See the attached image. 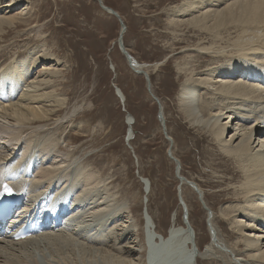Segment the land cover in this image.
I'll return each instance as SVG.
<instances>
[{"label": "rangeland", "instance_id": "1", "mask_svg": "<svg viewBox=\"0 0 264 264\" xmlns=\"http://www.w3.org/2000/svg\"><path fill=\"white\" fill-rule=\"evenodd\" d=\"M9 1L1 0L0 15H15L18 16V20L12 26H5L3 32L0 33V70L12 62L27 59L35 60L36 64L32 67L29 78L25 79L21 85L22 90L29 91L28 94L40 97L33 102V106L40 110L41 106L46 105L47 102L44 99L48 96H52L51 100L64 98L65 102L58 111L55 110L56 112L50 113V118L47 120L23 126L21 131L24 132L19 135L25 139L28 138L29 148L37 146L39 143L38 146H40L45 140L46 142L49 141V144H53L55 146L53 153L57 151L60 152L59 155L62 154L61 158L56 159L66 160L63 164L57 162L59 163L58 173L70 170L76 174L78 169H86L98 177L97 181L91 182L86 187V189L99 192L94 197L95 202L90 203L91 205H80L84 213L85 211L88 212L84 215V222L91 223L94 217L91 216L92 218H90L88 214L90 215L97 208L102 210L107 208V212L112 213L117 203H125L131 210L127 216L128 222L123 223V216L120 214L116 218V225L114 220H110L111 223L107 222L105 226L99 229L105 228L103 230L107 236L111 234L109 241L112 243L117 242L113 241L116 237L128 232L129 236L122 237V241L126 239V243L129 245L126 243L124 245L128 246V249L132 248L129 249L131 262L133 264H147L145 258L147 253L145 218L149 217L150 222H153L151 226L158 232L159 237L161 234L165 236L172 220H175L178 225H183L182 210L184 205L182 203L191 201L189 205L187 203L189 207L192 206V210L190 208L189 211L187 210L188 218L190 217L189 224L193 229H196L199 249H205L206 245L211 242V238L208 239L211 232L209 222V226L207 225L209 209L204 204L202 205L200 199L188 191L186 187H183L185 196H180L181 185L178 181L180 179L178 172L180 171L182 175L198 180L199 190L204 194L205 202L211 205L214 212L212 221L218 226L221 225V227L219 226L220 233L225 245L228 248H234L239 257H246L242 248H235L237 242L239 243L242 238L234 230L231 219L227 222L226 218L222 219L219 215L225 205L231 202L222 201L225 196L221 194V190H223L221 188L225 184L221 183L220 180L218 181L217 177L214 178L212 170L207 173L209 169L204 166L205 160L220 161L221 155L214 151L209 156L207 154V139L181 117L177 97L180 83L186 79V76L180 74L177 67L190 55L186 50L181 51L185 44L177 46L176 48H180L174 49L171 53L165 48L167 42L174 37L172 30L164 29V23L170 19L165 10L168 9L167 7L173 6L174 2L102 0L105 6L117 12L116 14L122 19L125 27V32L123 31L122 34L124 46L137 62L145 65L144 68L150 77L148 85L144 75L132 71L126 57L118 48L117 38L120 32L118 18L104 11L98 1L19 0L12 9L5 10V3L8 4ZM25 5L28 6L30 12L28 10L20 12ZM223 7L224 5L220 4L218 9H223ZM203 11L205 9L199 10L198 13ZM194 13L197 12L190 14ZM188 15L182 18L185 19ZM234 34L230 35L234 36ZM190 40L192 41L190 45L199 42L198 40ZM38 50L41 53L38 52V54ZM46 53L50 55L49 59H39L40 56L38 55ZM194 54L196 59L193 58V61L198 70L217 68L220 64L226 63L227 59L236 56V54L228 52L222 61L215 63L216 61L212 62L208 59L202 62L205 56L200 58L198 52ZM53 72L54 74H52ZM56 72L58 74H55ZM202 73H206V71ZM43 75L45 78H50L49 83H41V86L36 87L40 79L44 77ZM31 81L34 84L37 83L35 87H27ZM52 86L54 87L53 91L50 90ZM21 91L11 97L12 103L21 101L19 97ZM45 92H48L49 95H44ZM203 96L205 93L201 92V97ZM24 103L25 99L24 102L22 101V107H24ZM8 105L9 100L0 99V106L8 107ZM160 111L162 115L164 114V126L161 124L162 118L158 115ZM127 118H130L129 122ZM225 122L227 121L223 120V123ZM235 123V121L229 122L228 127H225L224 140L229 141L230 135L235 132L234 129L238 126ZM246 124H248L247 127H245ZM242 125L244 129L249 127V123L246 122ZM13 126L15 128L5 130V132L11 133L10 131L14 129H20L16 125ZM208 137L213 140L211 136ZM256 138H254V145L258 141ZM16 144L17 140L12 139L9 142H4L6 148L0 147L1 156L8 155L12 151L9 155L11 160L5 165L7 171L15 169L17 165H23L28 159L29 153L25 155L26 157H21L22 147L19 148ZM29 148H27V152H29ZM176 157L182 160L181 164L178 163ZM41 159L45 160L46 157ZM223 164H228L227 169L232 172L229 162ZM35 169H32L30 178L36 179ZM221 169L217 167L216 170L220 172ZM46 180L47 178L37 180L36 183L40 184L35 187V190L33 184L29 185L31 182L22 184L24 188L14 185L19 190L23 189L22 198L24 200L16 209L17 212L14 216L25 209L23 206L28 192L30 193L28 198L30 206L35 203L36 194H39L38 197H40L50 192L53 186H50L51 183L46 186L48 184ZM236 182L234 185L240 184L241 180ZM40 185L41 187H39ZM79 188L74 194L80 200H84L83 194L85 193L81 194V192L85 186L82 185ZM97 215L100 218L99 214ZM103 219L106 220L108 217ZM238 219L245 221L242 216L240 218L238 216L235 220ZM97 222L99 219L96 223L94 220L93 225L95 227L98 226H96ZM250 223L252 224V222ZM78 224L80 223L77 221ZM88 229L91 230L92 228ZM46 230L44 231L50 232L48 231L50 229ZM64 233L56 234L66 235V239L65 237H59L61 240L57 238L60 240L58 242L62 243L67 240L65 242L67 246L61 251H58L60 248L58 242L55 245L57 240L51 241L54 235H49L36 239L33 244H26L25 247H15L12 252L8 250L10 254L6 255L8 258L3 254L0 261L2 260L1 263L8 261L4 257L16 260L20 256V259L28 261V264H32V260L37 264H98L102 262L100 252L95 251L97 254L94 250L84 252L78 247V244L81 243L80 239L85 238L90 244V238L85 235L88 239L84 237L71 241L69 240L70 236H67L71 233L69 231ZM70 242L75 243L71 246ZM222 263L221 259L217 258L197 259V264Z\"/></svg>", "mask_w": 264, "mask_h": 264}, {"label": "bare ground", "instance_id": "2", "mask_svg": "<svg viewBox=\"0 0 264 264\" xmlns=\"http://www.w3.org/2000/svg\"><path fill=\"white\" fill-rule=\"evenodd\" d=\"M18 1L19 0H10L8 4L5 3L4 9H12V7L18 4ZM99 1V4L103 7L109 8L104 5L102 0ZM159 1L174 2L173 6L167 7L168 9L165 10V13L170 19L168 22H163L165 25L164 29L172 30L174 35L171 41L168 40L169 42H167V44L165 43V48L171 53L174 49L180 48H176L177 46L185 44L181 51H188L190 55L188 58L191 57L190 59L185 57L186 59L177 67L178 72L186 76V79L180 83L177 97L182 114L181 117L187 121L193 129L201 132L204 138L207 139V154L209 156L213 154L214 151L221 155L220 161L205 160L206 163L204 161V166L209 169L207 173L212 170L211 172L214 178L217 177L218 181L220 180L221 183L225 184V186L221 188L223 189L221 190V194L225 196L222 198V201L231 202H228L229 204L226 203L227 205L219 212V215L222 219L226 218L227 222L231 219L234 230H236L242 238L240 239L241 241L238 240L239 243L237 242L235 248H242L246 257H239L234 251V248H228L223 242L224 239H222L223 237L220 233L221 225H219V227L218 224L212 221L214 212L212 211L211 205L205 202L206 199H204V194L199 190L200 184L197 182L198 180L190 179L182 175L179 171L178 174L180 179H177H179L178 181L181 185L180 196H185L183 187H186L188 191H191L193 195L200 199L202 205L204 204V206L210 210H208L207 225L209 222L211 227V230L209 229L211 231L209 235L211 237L209 236L208 239L211 238V242L206 245L205 249H199L196 229H193L189 224L190 217L188 218V211L189 208L192 210V206L189 207L188 205L191 201L187 202L188 205L183 202V225H178L175 220H172L165 236L161 234L162 236L160 235L159 237V234H157L158 232L151 226L153 222H150L149 217L145 218V239L147 244L145 258L147 264H197V259L210 260L215 258L221 259L223 262L222 264H264V0ZM220 4L224 5V7L219 10ZM0 9L2 10L1 6ZM201 9H205V11L198 13ZM26 10H28L27 5H25L20 12H26ZM104 11L115 17L112 12L108 10ZM28 12L30 11L28 10ZM192 12L197 13L190 14ZM186 15H188L187 18H182ZM16 20H18V16L15 15H0V33L3 32L5 26H12L15 24ZM123 31L125 32V28ZM124 32H122V34ZM232 33H235L234 36L230 35ZM190 39L198 40L199 42L190 45V42L192 43ZM186 44H188V46H186ZM123 47L128 52L124 43ZM38 52L41 53L39 50L37 53ZM195 52L201 55L198 54L200 58L205 56L202 62H205L206 59L212 62L216 61L215 63L220 62L228 52L236 54V56L227 59L226 63L220 64L217 68L212 67L198 70L193 61V58L196 59ZM38 56H40L39 59L47 60L50 55L46 53ZM35 64V60L30 61L27 59L25 61L12 62L0 70V99H5V101L9 100L8 107L0 106V118H2V121H5H0V147L4 149L6 148L4 146L5 141L9 142L12 139H16V145H18L19 148L22 147L21 157L29 153L28 159L23 165H17L18 167L16 166L15 169L10 171L6 170L5 165L11 160L9 155L12 151H10L8 155L5 154L3 156H1L2 152L0 153V193L2 189L5 190L6 186L13 190L16 189L18 191L17 195H20L22 198L23 189L21 188H24L22 184L31 182L29 185L33 184L35 190V187L40 184L36 183L37 180L47 178L46 181L48 184L46 186L50 183L52 184L50 186H53L50 192L40 197H38L39 194H36V197L34 196L36 198L34 200L35 203L31 206L28 204L30 193L28 191V193L25 192L27 193L25 196L26 202L23 206L25 209H22L19 213H23V215H20L21 217H26L27 214H30L31 217L34 216L38 219V222L43 226L44 230L47 231L46 229H50L48 230L50 232L43 231L35 236L17 241L10 238V234L4 236V238H0V257L3 254L5 256L7 254L10 255L8 250L12 252L15 247H25L27 246L26 244H33L36 239L41 237L54 235L51 241H56L57 238L66 236L56 234H63L69 231L71 234L67 236H70L69 240L71 241L79 240V238L83 239L86 236L90 238V244L87 243L85 238L83 239L85 241L80 239L81 243L78 242V247L80 250H84V252L89 250L100 252V254H102V262L98 264H133L131 262V252L129 250L132 248L128 249V246L124 245L126 239L122 241V237L129 236V233L123 230V233H125L120 237L115 236V240H112L117 242L112 243L109 241L111 234L107 236V234H104L103 229L105 228L99 229L105 226L107 222H110V220H114L115 224L116 218L120 214L123 216L122 222H128L129 219L127 216L130 214L129 211L131 210L128 209L126 204L117 203L114 206V211H111L112 213L107 212V208H103L104 210L97 208L93 211L94 213L91 212L90 215L88 214L90 218L93 216L95 219L92 218L91 223H85L84 215L88 212L85 211L84 213L80 205H91L90 203L95 202L94 197L97 196L99 192L93 189H86V187L89 186L91 182L97 181L98 177L86 169H78L76 174L72 173L70 170L67 172L60 171L61 173L59 172V174L58 164H63L66 160L62 161V159H56L62 154L59 155L60 152L57 151L53 153V150H55L53 144H49L50 142L48 141V143L45 140V142L42 141V145L38 146L39 143L37 146L35 145L29 148L28 138L25 139L19 135L24 132L21 131L23 126L47 120L50 118V113L58 111L65 103L64 98L51 100L52 96H48L44 99V101L47 102L46 105H44V107L41 106V108H39L40 110L33 106V102L40 97L28 94L29 91L22 90L21 85L25 82V79L29 78L30 71ZM131 65V68H133L132 71L135 72V70L139 69L142 73H136L145 74L150 82L149 73L144 68L145 65L140 64L134 58L132 59ZM203 71H206V73H202ZM52 74H54V72ZM55 74L58 73L56 72ZM32 81L31 83L29 82L30 85H27V87H35L37 83L35 82L34 84ZM49 81L50 78H45L44 76L40 79L36 87L41 86V83H49ZM53 88L52 86L50 90L53 91ZM18 91L22 92L19 96L21 101L12 103L11 97ZM48 92H45L44 95L48 94ZM201 92H204L205 96L201 97ZM24 99L25 103L23 104L24 107H22L21 104L22 101L24 102ZM8 111L9 113H7ZM159 114V117L162 118V120L160 119L161 124L164 126V114L162 115L161 111ZM129 120L130 118H127L128 122ZM223 120L227 122L223 123ZM233 121H235V124L238 126L236 127L235 125V132L230 135L229 141L224 140L225 127L227 128L228 123H232ZM245 122L249 123V127L244 129L242 128V124H245ZM13 125L18 126L20 129H14L10 131L11 133H7L8 130L15 128ZM247 126L248 124L245 125V127ZM5 130L7 131L5 132ZM208 136H211L214 142ZM254 138L258 139L256 145H254ZM27 148H29V152H27ZM204 153L206 154V152ZM171 155H173V153H171ZM44 157H46V159L42 160L41 158ZM177 159L178 163L180 162L181 164L182 160L179 158ZM225 162H229L232 172L227 169L228 164H223ZM59 167L61 166L59 165ZM217 167L222 168L220 172L216 170ZM33 168H36L37 180L30 178L32 175L30 173H32L31 171ZM237 180H241V183L234 185ZM14 185L21 187V190L15 188ZM82 185L85 186L83 189L84 192H81V194L85 193L83 194L84 200H80V198L74 194L79 186ZM39 187H41V185ZM111 201L113 202V200ZM95 206L99 207L98 205ZM96 214H99L100 218H98ZM238 216L239 218L240 216L245 218V221H243V219L235 220ZM16 217H12L13 222H15ZM65 217L66 219H64ZM96 217L99 219V222L96 224V226L98 225L97 227L93 225L94 220L95 223L98 220ZM106 217H108V219H103ZM79 219L83 220L79 221ZM77 221L80 224L77 225ZM250 222H252V224ZM88 228L92 229L90 230ZM46 239L49 240L48 238ZM60 240H57L55 245ZM66 241L63 243L58 242L60 245L58 251L63 250L65 246H67V244L65 245ZM74 243L72 242L71 246ZM127 245H129V243ZM95 253L97 254V252ZM6 257L8 258V256ZM6 257H4L6 260L12 262L8 263V261H6L1 263V260V264H28V261L20 259V256L16 260H10ZM89 257L91 258V256ZM31 263L37 264L34 260H32Z\"/></svg>", "mask_w": 264, "mask_h": 264}, {"label": "water", "instance_id": "3", "mask_svg": "<svg viewBox=\"0 0 264 264\" xmlns=\"http://www.w3.org/2000/svg\"><path fill=\"white\" fill-rule=\"evenodd\" d=\"M96 1H98L99 3H100V1L99 0H96ZM101 8L102 9H104V10H108V11H110V12H112L117 18H118V21H119V24H120V32H119V35H118V38H117V45H118V48H119V50L124 54V56L126 57V59H127V62H128V65H129V67L131 68L132 67V59H133V57L130 55V53L129 52H127L126 50H125V48L123 47V43H122V32H123V30H124V24H123V22L121 21V19H120V17L113 11V10H110L109 8H106V7H103L102 5H101ZM133 69V68H132ZM142 73V71H139V69L138 70H135V73ZM144 77H145V79L147 80V83H148V85H149V81H148V77L144 74ZM150 90V89H149ZM156 99V98H155ZM158 115H160L159 113H158Z\"/></svg>", "mask_w": 264, "mask_h": 264}, {"label": "snow or ice", "instance_id": "4", "mask_svg": "<svg viewBox=\"0 0 264 264\" xmlns=\"http://www.w3.org/2000/svg\"><path fill=\"white\" fill-rule=\"evenodd\" d=\"M5 190H6V191H10V189H7L6 186H5Z\"/></svg>", "mask_w": 264, "mask_h": 264}]
</instances>
